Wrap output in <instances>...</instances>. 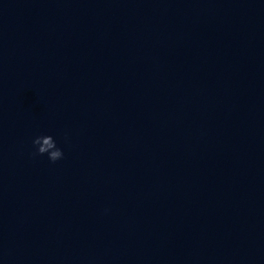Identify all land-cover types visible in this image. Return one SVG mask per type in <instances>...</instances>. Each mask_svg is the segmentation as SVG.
<instances>
[{"label":"clouds","instance_id":"clouds-1","mask_svg":"<svg viewBox=\"0 0 264 264\" xmlns=\"http://www.w3.org/2000/svg\"><path fill=\"white\" fill-rule=\"evenodd\" d=\"M33 145L36 147V151L33 153L34 157L47 154L49 160L55 163L64 156L62 149L57 146L56 141L51 135L37 136L33 140Z\"/></svg>","mask_w":264,"mask_h":264}]
</instances>
